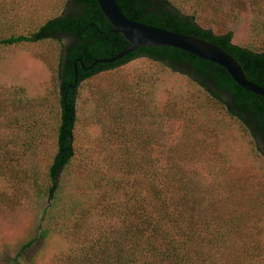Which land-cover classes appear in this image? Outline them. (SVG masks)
Returning <instances> with one entry per match:
<instances>
[{
    "label": "rangeland",
    "instance_id": "rangeland-1",
    "mask_svg": "<svg viewBox=\"0 0 264 264\" xmlns=\"http://www.w3.org/2000/svg\"><path fill=\"white\" fill-rule=\"evenodd\" d=\"M171 1L183 14L197 9L196 23L214 34L229 32L232 44L264 50V12L254 14L247 0H204L200 6ZM65 7V0H0L3 31L23 34L30 22L39 24ZM58 43L0 46V143L15 153L11 161L0 159V264H9L29 239L47 203L34 182L36 177L43 182L55 148ZM75 121L74 159L61 176V203L53 216L68 205L97 209L100 196L122 203L129 181L118 183L121 191L100 178L117 152L132 144L142 165L153 158L157 170L171 166L175 178L186 172L202 197L215 203L222 226L237 227L228 237L231 264H264L262 145L188 77L135 58L78 84ZM75 237L50 234L39 251L34 243L20 254L34 264H75L80 242Z\"/></svg>",
    "mask_w": 264,
    "mask_h": 264
},
{
    "label": "trees",
    "instance_id": "trees-1",
    "mask_svg": "<svg viewBox=\"0 0 264 264\" xmlns=\"http://www.w3.org/2000/svg\"><path fill=\"white\" fill-rule=\"evenodd\" d=\"M115 1L121 13L133 22L197 38L220 48L239 65L247 80L264 88V50L254 52L234 45L229 32L214 34L200 27L195 21L197 9L183 14L171 0ZM189 1L196 6L204 3V0ZM247 1L254 14L264 12V0ZM65 6L59 15L39 24L30 22L23 34L4 32L6 17L0 13L1 47L46 40L59 42L60 47L56 64L55 148L46 165L43 182H40L41 177H36L34 182L37 194L44 195L47 203L40 211L32 235L10 257L9 264H34L20 252L34 243L38 244L39 251L50 234H60L69 240L76 236V241L80 242L75 264L233 263V241L229 242L228 237L236 234L237 227L231 222L224 229L216 216L215 203L202 197L197 182L188 180L186 172L182 170L180 178H175L171 166L157 170L153 158L143 160L142 165V158L133 154L137 149L132 144L117 152L112 166L103 169L104 179L100 178L114 189H119V182L129 181L128 197L122 203L109 202L105 196H100L97 209L68 205L58 218L52 215L56 205L61 203V176L72 167L74 159L78 84L135 58H147L188 77L228 117L239 121L262 145L264 153V98L240 89L219 66L177 49L139 47L112 64H97L87 71L76 63V84L68 88L73 83L74 60L88 66L96 59L114 56L127 42L120 34L110 32L111 26L95 0H65ZM14 156L7 144L0 143V159L11 161Z\"/></svg>",
    "mask_w": 264,
    "mask_h": 264
},
{
    "label": "water",
    "instance_id": "water-1",
    "mask_svg": "<svg viewBox=\"0 0 264 264\" xmlns=\"http://www.w3.org/2000/svg\"><path fill=\"white\" fill-rule=\"evenodd\" d=\"M95 2L100 13L111 26L110 32L120 34L127 44L114 56L96 59L88 66H84L78 59L74 60L72 63L74 70L73 83L68 85V88H73L76 84V63L83 71H87L97 64H112L139 47L164 46L180 50L200 60L219 66L240 89L264 98V88L247 80L239 65L220 48L197 38L133 22L121 13L115 0H95Z\"/></svg>",
    "mask_w": 264,
    "mask_h": 264
}]
</instances>
